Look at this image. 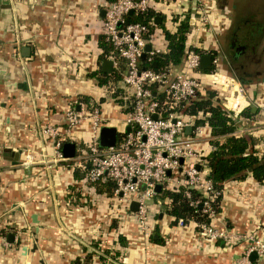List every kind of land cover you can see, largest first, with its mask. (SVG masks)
Returning <instances> with one entry per match:
<instances>
[{
    "label": "crops",
    "instance_id": "crops-1",
    "mask_svg": "<svg viewBox=\"0 0 264 264\" xmlns=\"http://www.w3.org/2000/svg\"><path fill=\"white\" fill-rule=\"evenodd\" d=\"M103 3L0 0V264H73L74 260L82 264V258L94 257L95 248H104L112 257L120 255L117 264H235L243 242L229 246L219 240L209 247L197 236L196 223L169 224L163 211L152 220L153 224L159 220L162 240L134 241L140 234L135 221L128 218L132 217L130 210L118 211L119 230L115 232V205H121L112 188L109 192L108 179L90 186L82 171L63 168L58 161L31 163L28 169L20 163L27 150L37 159L47 160L52 145L43 127L60 124L62 110L82 94L92 98L99 91L94 71L106 58L105 47L100 44ZM213 3L217 22L206 34L205 43L215 52L216 41L220 45L226 41L224 31L232 10L228 0ZM164 18L160 15V21ZM174 26L171 23L169 27ZM21 45L29 47L28 55L20 54ZM251 92L249 99L257 97L256 90ZM112 108L106 112L121 115ZM261 110L256 104L252 115L261 118L250 124L264 123ZM241 123L235 134L243 133L247 124ZM76 131L87 136L84 126ZM248 133L255 138L254 148H264V124L257 132ZM3 146L20 149L17 163H12L11 155H1ZM220 198L213 224L264 235V181L256 182L250 175L227 180ZM118 235H122L123 243ZM115 248L126 249L119 253Z\"/></svg>",
    "mask_w": 264,
    "mask_h": 264
},
{
    "label": "built area",
    "instance_id": "built-area-1",
    "mask_svg": "<svg viewBox=\"0 0 264 264\" xmlns=\"http://www.w3.org/2000/svg\"><path fill=\"white\" fill-rule=\"evenodd\" d=\"M183 6H187L191 12L180 64H168L159 69L140 64L142 52L146 60H151L153 54L166 51V39L161 29L152 26L150 21L128 20V10L139 13L148 7L158 9L165 15L163 25L170 28V24L181 17ZM103 9L102 33L109 44L104 55L111 60L110 72L118 75L116 86L121 88L118 96L129 103L130 109L120 116H114L101 106L105 102L98 104L96 101L98 105L88 108L84 101L75 99L62 110L60 124L47 123L42 129L52 145L49 158L39 160L27 150L20 163L58 161L63 168L82 171L85 182L90 186L102 179L111 180L121 210L127 212L130 210L129 202H137L136 209L128 214L135 218L139 234L145 240L155 225L152 223L153 215L163 211L162 200L155 195L156 183L161 185L160 189L184 183L203 195L218 193L208 176L209 168L200 157L212 148L208 126L205 122H197L196 115L182 111L183 103L203 93L208 85L221 84L222 89H229L220 104L238 117L251 98L241 92L237 86L239 80L226 74L227 71L219 66L213 48L205 43L206 34L217 22L213 0H104ZM146 43L150 46L148 50L144 49ZM204 52L211 55L212 65L207 69L199 66L200 54ZM100 88L109 93L110 101L105 104L108 107L113 102L111 93L115 90L114 84L108 80ZM125 102L114 101L109 108H123ZM238 120L254 121L250 117L240 116ZM101 125L115 126L117 134L114 144L99 145L98 131ZM81 126L87 131L86 137L76 131ZM126 126L128 130H125ZM65 140H72L75 144L71 157L61 153ZM188 187L183 190L185 196L190 195ZM201 206L211 220L218 216L219 211H214L207 198ZM185 223L182 217L174 222L176 226ZM196 227L197 236L209 247L219 240L229 246L243 242V251L235 258V264H264L263 234L204 222H197ZM251 251L255 253L253 258L249 257Z\"/></svg>",
    "mask_w": 264,
    "mask_h": 264
},
{
    "label": "trees",
    "instance_id": "trees-1",
    "mask_svg": "<svg viewBox=\"0 0 264 264\" xmlns=\"http://www.w3.org/2000/svg\"><path fill=\"white\" fill-rule=\"evenodd\" d=\"M191 10L187 6H183L180 12L181 17L176 20L175 26L167 28L163 25V21L155 22L153 16L155 14L161 15L162 18L165 15L158 9L148 7L145 11L139 13H128V20L147 22L150 21L152 26H156L161 29L164 38L166 39L167 50L153 54L151 60H146V56L139 58L140 64L150 66L154 69H159L167 66L168 64L178 65L180 64L184 39L189 31L190 22L188 16ZM175 18V17H174ZM100 44L108 49V42L104 43L102 37H100ZM97 77L98 83L101 85L108 80L115 82L118 79V75L115 72H103L100 69L94 71ZM121 93V88L115 86V90L111 93L113 96V102L122 103L125 102L118 96ZM214 90L206 87L203 93H198L196 96L187 100L181 106V110L196 115L197 122H205L208 126V132L210 135L209 143L212 148L205 151L200 157L203 159L205 165L209 168L208 176L212 181L213 187L218 191L217 194L203 195L201 192L194 188L186 186L184 183H179L173 187H163L155 194L161 198L163 203V213L169 219L168 223L172 224L176 221V218L182 217L185 222H204L213 224L210 216L201 210L202 201L207 198L209 204L214 211L220 210V191L225 181L231 179H242L246 175H250L256 182L264 181V148L257 150L253 147L255 138L253 135L248 134L242 129L243 133L235 134L238 131V126L242 121L238 120V117L249 118L253 113L247 106L243 108L237 116H233L231 112L225 109L220 102L213 98ZM80 100L84 101L88 108L94 105H98L100 102H94V100L88 95L82 94ZM102 100V99H101ZM130 109L129 103L125 102V106L120 109V113L123 114ZM242 126V125H241ZM74 175L78 176V172L74 170ZM108 184L109 192L113 186L111 180H106ZM188 187L190 191L189 196H185L183 190ZM156 196L152 197L154 199ZM159 220H156V224L152 228L151 233L147 239L152 242H159L162 240L159 229L157 227ZM261 224L264 226V218L261 219ZM215 225V224H213ZM156 233V237L153 234ZM118 240L123 243L122 235H118ZM77 262L74 260L73 264Z\"/></svg>",
    "mask_w": 264,
    "mask_h": 264
},
{
    "label": "flooded vegetation",
    "instance_id": "flooded-vegetation-1",
    "mask_svg": "<svg viewBox=\"0 0 264 264\" xmlns=\"http://www.w3.org/2000/svg\"><path fill=\"white\" fill-rule=\"evenodd\" d=\"M230 5L231 10L236 7L233 2ZM263 11H256L257 14L253 19H245L246 15H239L241 16L239 18L233 16L231 12L229 24L224 31L226 42L224 54L222 53V59L219 63L225 70L235 75L245 87L250 86L255 81L256 83L264 81V65L262 64L264 59L258 55V46L264 40ZM254 23L259 25L251 28L249 25ZM261 72L263 74H260Z\"/></svg>",
    "mask_w": 264,
    "mask_h": 264
},
{
    "label": "rangeland",
    "instance_id": "rangeland-1",
    "mask_svg": "<svg viewBox=\"0 0 264 264\" xmlns=\"http://www.w3.org/2000/svg\"><path fill=\"white\" fill-rule=\"evenodd\" d=\"M217 2H219V0H217ZM231 2H233L234 4H236V8H234L231 11L232 12V15L233 16H239L240 14L241 15H246V17H244L245 19H247V18L253 19V18H255V15L257 14L256 11L264 10V0H228V4H227L228 5V8H229V5H230ZM263 13H264V11H263ZM249 21H251V20H249ZM258 25L256 23H254V24H250L249 26H251V28H253V27H257ZM224 42H226V41H224ZM263 42H264V40H263ZM263 42H262V44H260L258 46V52L259 53L261 52V54L262 53L264 54V43ZM224 47H225V43H223V44L220 45L216 41V51H215V54L218 57V59H217L218 60V63L222 59V53L224 54V52H223L224 51ZM255 53H257L256 50H255ZM262 58H263V56H262ZM262 64L264 65V60L262 61ZM263 72H261L260 74H263ZM226 74L231 75V76H234L236 78L235 75L229 73L228 71L226 72ZM236 80H237V78H236ZM112 83L114 84V88H115L116 83L111 81V84ZM208 86H209L208 88L214 90V92H215L214 95H213V98H216V100L221 103V101L224 100L223 99V95H227V89H229V88L227 87L224 90V89L221 88V84L220 85L213 86V87H211V85H208ZM237 86L240 88L241 92L242 93H245L246 95L247 94L249 95L251 93V90H256L257 91V97H253V98H251L249 100L250 103H249L248 107L250 108V111L252 112L250 106L251 105L259 104V106H261V108H262L261 114H263V116H264V83H261V82H257L256 83V81H255L250 86L245 87V85H243V84H241V83L238 82ZM98 90L99 91H97L95 93V95H94V97H92V99L94 100V102H96V101H98V102H101V101L102 102H105L101 106L103 107V109H106L107 110L110 105L107 107V106H105V104H107L110 101V98L108 96L109 93L106 92V90H103L102 88H99ZM112 103L113 102H111V105H112ZM112 107H113L112 109H114V110L116 109V110H118V113H120V109L121 108H117L115 106H112ZM252 117H253V120H255V121L257 120L256 118H258V120H260V118H261V116L260 115H257V114L256 115H252ZM246 124L247 125L245 126L244 131L246 133H248V131H253V130H255L257 132V130L260 127H262V125L264 123L259 124V123H256L255 122L254 124L253 123L250 124V121H247ZM248 134H250V133H248ZM259 137L261 138V133H260ZM115 210H116L115 211L116 217L114 218L115 221H114L113 225L115 227V232H116V231L119 230V228H118V225L119 224H118V221H117V220H119L118 218H119V215H120L118 213V211L120 210L119 205H117V204L115 205ZM155 216H156V214L153 215V217H155ZM128 218H131V219H133L136 222V220H135V218L133 216L132 217H128ZM124 219H126V218L124 217ZM142 240H144V239L141 236L134 238V241H138L139 242V241H142ZM149 241L150 240H148L147 238L145 239V243L146 242H149ZM115 245H116V243H115ZM111 249L112 248H110L109 250H111ZM115 249L118 250L119 253H120V250L125 251L126 248H115ZM135 249L137 251V249H139V248H135ZM142 249L145 250V248H142ZM95 250H98V251H94L95 252L94 257H92V258L91 257L90 258L87 257L88 259L86 257H84V258H82V262L81 263L82 264H87V262L89 261L90 264H117L118 262H120V255H117V257H112L110 252L106 253L104 251L105 250L104 248H95ZM97 254H98V257L96 256Z\"/></svg>",
    "mask_w": 264,
    "mask_h": 264
},
{
    "label": "water",
    "instance_id": "water-1",
    "mask_svg": "<svg viewBox=\"0 0 264 264\" xmlns=\"http://www.w3.org/2000/svg\"><path fill=\"white\" fill-rule=\"evenodd\" d=\"M103 11V10H102ZM101 11V12H102ZM131 10L129 9L128 10V13H130ZM153 19L155 22H159L160 21V15L159 14H155L153 16ZM127 20V18H126ZM149 44L146 43L145 46H144V49L145 50H148L149 49ZM28 51H29V47L27 45H21L20 46V54L22 56H26L28 55ZM144 55V52H142L141 56ZM212 65V62H211V55L207 52H204V53H201L200 54V57H199V66L200 68L202 69H207V68H210ZM100 70L103 71V72H110L111 71V60L109 58H103L100 62ZM251 110H255V105H251ZM153 117H155V114H152ZM128 126L125 127V130H128ZM189 127L187 126L186 127V130H188ZM116 128L114 125H101L100 128H99V131H98V143L100 146H109V145H112L114 144L115 142V138H116ZM74 151H75V144L72 140H65L63 143H62V146H61V153L63 156L65 157H71L73 156L74 154ZM19 153H20V149L18 150H11L9 147L7 146H3L1 148V155H3L5 158H9V155L12 156V163H17L18 162V158H19ZM181 160V159H180ZM24 168L25 169H28L30 167L29 163H24ZM167 173H168V170H167ZM160 187L161 185L159 183H156L154 185V190L155 191H159L160 190ZM136 205H137V202L135 200H131L128 204V208L131 210V211H134L136 209ZM161 213L159 212L158 213V216L160 217ZM156 233L153 234V237H156ZM8 239H10L11 235L8 234ZM255 256V253L254 251H251L249 253V257L250 258H253Z\"/></svg>",
    "mask_w": 264,
    "mask_h": 264
},
{
    "label": "bare ground",
    "instance_id": "bare-ground-1",
    "mask_svg": "<svg viewBox=\"0 0 264 264\" xmlns=\"http://www.w3.org/2000/svg\"><path fill=\"white\" fill-rule=\"evenodd\" d=\"M218 76H219V75L217 74L216 77H218ZM218 79H219V78H218ZM240 98H241V102H242V101H243V100H242V97H240Z\"/></svg>",
    "mask_w": 264,
    "mask_h": 264
}]
</instances>
